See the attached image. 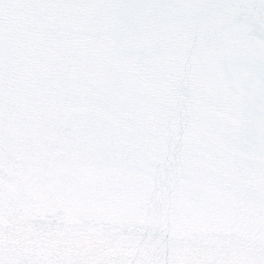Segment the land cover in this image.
Listing matches in <instances>:
<instances>
[{"label": "snow or ice", "instance_id": "obj_1", "mask_svg": "<svg viewBox=\"0 0 264 264\" xmlns=\"http://www.w3.org/2000/svg\"><path fill=\"white\" fill-rule=\"evenodd\" d=\"M0 264H264V0H0Z\"/></svg>", "mask_w": 264, "mask_h": 264}]
</instances>
